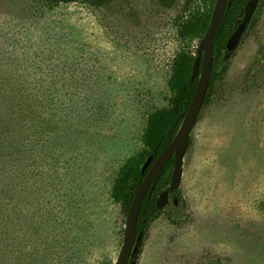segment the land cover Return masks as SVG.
<instances>
[{"label": "rangeland", "instance_id": "rangeland-1", "mask_svg": "<svg viewBox=\"0 0 264 264\" xmlns=\"http://www.w3.org/2000/svg\"><path fill=\"white\" fill-rule=\"evenodd\" d=\"M184 5L0 0V77L30 80L62 110L0 148V264H115L126 215L114 182L170 105L172 61L201 42L178 36ZM255 13L191 132L180 199L168 197L133 264H264V0Z\"/></svg>", "mask_w": 264, "mask_h": 264}, {"label": "trees", "instance_id": "trees-1", "mask_svg": "<svg viewBox=\"0 0 264 264\" xmlns=\"http://www.w3.org/2000/svg\"><path fill=\"white\" fill-rule=\"evenodd\" d=\"M55 3L70 4L83 2L94 8H103L115 2H129L130 0H52ZM164 7H172L177 0H158ZM216 0H185L181 16L176 19L177 33L183 42L202 40L209 23ZM249 0H230L231 5L226 9L215 34L213 43V62L208 90L205 96L206 102L211 87L216 78L225 71V57L229 54L226 44L233 35L245 14V6ZM256 13L251 18L247 28H252ZM247 31V29H246ZM52 37V32H46ZM46 35V36H47ZM49 42V39L47 40ZM65 46V48H62ZM69 39H63L60 48L68 49ZM58 49L54 45V50ZM59 48V49H60ZM197 57L191 53L180 52L176 55L171 65V76L168 82L172 94L170 105L153 113L148 119V126L144 136V150L138 155L127 160L120 169L114 182L111 197L115 204H119L124 215L127 216L133 197L143 182L149 168L158 156L170 145L178 133L183 117L193 99L197 86V79L191 83V74L194 61ZM53 85L48 84V88ZM40 88L20 77H0V148L6 146L10 152L11 146L20 148L23 142L27 125L32 129V135L41 133L50 128L52 119H44L41 112L62 111L58 101L51 93L40 94ZM28 110V113H27ZM40 113V116H39ZM58 113V112H57ZM56 116V115H53ZM38 131V133H37ZM7 136V139H6ZM19 141V142H18ZM24 145V142L23 144ZM16 152H20L21 149ZM152 158L149 167L142 172L146 161ZM173 170V157L165 163L152 186L142 200L134 234V243L129 252L125 264H133L140 254V249L151 224L163 213L158 209V196L164 191L168 192L171 203H177L180 199V190H169ZM9 177L5 173L3 161L0 158V186H3Z\"/></svg>", "mask_w": 264, "mask_h": 264}, {"label": "water", "instance_id": "water-1", "mask_svg": "<svg viewBox=\"0 0 264 264\" xmlns=\"http://www.w3.org/2000/svg\"><path fill=\"white\" fill-rule=\"evenodd\" d=\"M259 1L260 0H249L246 4L244 18L226 44L227 51H232L238 45L258 7ZM230 5V0L215 1L209 27L207 28L205 35L199 44V47L197 49V57L194 61L192 69L190 79L191 83H194L195 79H197V86L193 99L183 117L177 135L170 143V145L158 156L155 162L151 165L143 182L141 183L140 187L137 189L133 197L126 216V227L124 231L123 245L115 264L126 263L128 254L133 247L137 218L142 200L152 186L155 178L170 157H173V170L169 184V190L175 191L181 184L184 155L188 149L190 135L197 122L209 86L211 67L213 62L214 37L222 21L224 12L226 9H229ZM151 161L152 158H149L146 161L145 165L143 166L142 172H144L149 167ZM167 201L168 192L164 191L158 197V209H163L167 205Z\"/></svg>", "mask_w": 264, "mask_h": 264}]
</instances>
